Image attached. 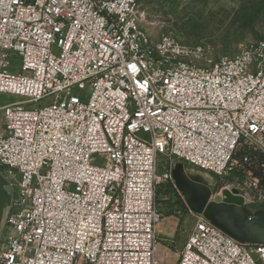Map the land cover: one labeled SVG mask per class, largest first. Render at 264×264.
Here are the masks:
<instances>
[{
    "label": "built area",
    "instance_id": "1",
    "mask_svg": "<svg viewBox=\"0 0 264 264\" xmlns=\"http://www.w3.org/2000/svg\"><path fill=\"white\" fill-rule=\"evenodd\" d=\"M138 2L0 0V95L23 99L0 106L2 180L19 175L0 264H171L156 190L179 191L158 156L236 174L224 189L264 210V40L197 68L151 44ZM173 255L264 264V245L197 219Z\"/></svg>",
    "mask_w": 264,
    "mask_h": 264
},
{
    "label": "rangeland",
    "instance_id": "2",
    "mask_svg": "<svg viewBox=\"0 0 264 264\" xmlns=\"http://www.w3.org/2000/svg\"><path fill=\"white\" fill-rule=\"evenodd\" d=\"M138 20L152 45L167 37L172 45L180 49L182 61L201 69L221 59L233 58L250 45L264 40V0H139ZM21 100L1 94L0 106ZM171 161L158 156L157 175L161 176L168 170L172 172L175 166L181 165L186 178L204 186L209 194L210 205H215L214 198L221 196L224 188L229 189L242 180L234 173L220 179L212 173L180 164L176 159L172 158ZM2 173L0 169L1 180ZM14 174L13 178L2 180L8 198L13 194L10 183L16 190L19 182V175ZM156 195L162 218L170 215L178 219L175 235L158 239L161 245L159 253L163 254L169 249L176 254L181 250L195 221L206 218L204 214L186 208L181 193L170 183L157 186ZM242 211L253 214L257 208L245 205ZM6 212L7 207L4 206L2 221ZM173 253L167 256L168 263L175 262Z\"/></svg>",
    "mask_w": 264,
    "mask_h": 264
},
{
    "label": "water",
    "instance_id": "3",
    "mask_svg": "<svg viewBox=\"0 0 264 264\" xmlns=\"http://www.w3.org/2000/svg\"><path fill=\"white\" fill-rule=\"evenodd\" d=\"M172 178L177 190L192 211L204 214L207 220L241 243L264 245V210L253 214L244 213L243 199L236 189L222 191L221 196L214 198L215 205H210L208 204L209 194L206 191L197 190L194 186L195 181L183 175L181 165L175 166ZM7 203L8 197L5 195L0 179V223Z\"/></svg>",
    "mask_w": 264,
    "mask_h": 264
},
{
    "label": "crops",
    "instance_id": "4",
    "mask_svg": "<svg viewBox=\"0 0 264 264\" xmlns=\"http://www.w3.org/2000/svg\"><path fill=\"white\" fill-rule=\"evenodd\" d=\"M178 226V219L174 216H164L158 226L157 237L171 238L175 235ZM181 243V240L179 241ZM161 248L160 242H158V250ZM162 251V250H161Z\"/></svg>",
    "mask_w": 264,
    "mask_h": 264
},
{
    "label": "flooded vegetation",
    "instance_id": "5",
    "mask_svg": "<svg viewBox=\"0 0 264 264\" xmlns=\"http://www.w3.org/2000/svg\"><path fill=\"white\" fill-rule=\"evenodd\" d=\"M198 191L202 190V191H205V189L203 188L204 186H202V184H196L194 185ZM225 189H223L222 191H224ZM208 194V193H207ZM182 196V195H181ZM183 198V196H182ZM209 200H208V204H209ZM183 204L186 206V207H189V205L186 203V201L184 200L183 198ZM208 205L206 206L205 210L207 209ZM190 208V207H189ZM203 215V214H202Z\"/></svg>",
    "mask_w": 264,
    "mask_h": 264
},
{
    "label": "snow or ice",
    "instance_id": "6",
    "mask_svg": "<svg viewBox=\"0 0 264 264\" xmlns=\"http://www.w3.org/2000/svg\"><path fill=\"white\" fill-rule=\"evenodd\" d=\"M133 70H135V69H133Z\"/></svg>",
    "mask_w": 264,
    "mask_h": 264
}]
</instances>
